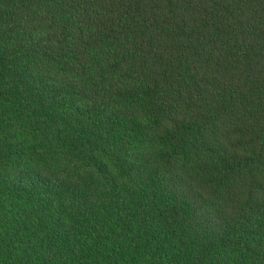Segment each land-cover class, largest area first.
Instances as JSON below:
<instances>
[{"label":"trees","instance_id":"16d2710c","mask_svg":"<svg viewBox=\"0 0 264 264\" xmlns=\"http://www.w3.org/2000/svg\"><path fill=\"white\" fill-rule=\"evenodd\" d=\"M0 264H264V0H0Z\"/></svg>","mask_w":264,"mask_h":264}]
</instances>
